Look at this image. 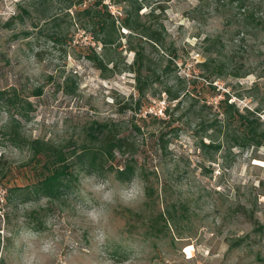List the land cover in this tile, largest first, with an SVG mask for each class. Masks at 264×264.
Masks as SVG:
<instances>
[{"label": "rangeland", "instance_id": "rangeland-1", "mask_svg": "<svg viewBox=\"0 0 264 264\" xmlns=\"http://www.w3.org/2000/svg\"><path fill=\"white\" fill-rule=\"evenodd\" d=\"M69 1L0 0V264H264V0H103L107 46L77 16L95 0ZM108 129L130 148L79 158ZM34 140L74 177L58 198L8 199L46 173Z\"/></svg>", "mask_w": 264, "mask_h": 264}, {"label": "trees", "instance_id": "trees-1", "mask_svg": "<svg viewBox=\"0 0 264 264\" xmlns=\"http://www.w3.org/2000/svg\"><path fill=\"white\" fill-rule=\"evenodd\" d=\"M84 2L85 0H70L67 6L72 7L74 5H81L84 4ZM80 15H84L86 18L87 26H91L94 29L93 36L97 41L101 42L104 46L113 44L115 42V36L119 31V28L117 26L118 18L114 15V13H112V11L108 8L107 4L103 2V0H95L91 4L86 5V7H84L83 9H77V16ZM58 17V15H55L51 20L54 21L58 19ZM244 18L247 22L250 23L252 22V20H256V18L254 17V13L249 10L247 11V13H245ZM124 26L133 28L128 21ZM151 39L157 43L159 42V38L156 37V35H152ZM136 54L139 58V50L136 51ZM95 60H97L98 68H100L103 74H105L104 71L106 67L103 60L96 57ZM137 65V67H131L136 74V87L138 93L139 95H144L148 87L147 83H145L142 79L144 71L148 68L143 65L142 58L141 63L140 61L138 62L137 59ZM199 65L204 71H208L209 69L211 70L212 68H214V66H216V60L209 55L206 56L203 61L199 62ZM233 74L235 76H240L238 75V73ZM2 93L4 94L5 92L3 91ZM3 98H5L4 95ZM176 98L178 97H172V99ZM226 104L228 108L233 107L232 103ZM256 112V110L253 111V113ZM254 123L255 125L258 124L255 120H249L248 123H246V126H248V128L250 127L246 140L250 145L259 146L262 144L263 134L260 137L254 136V132L256 131V126L254 125ZM102 133H104L103 148L97 152H94V150L88 148L84 149L81 154H78L79 158L88 156L87 158H90V163L95 164L99 159V155H101L102 157L107 156L109 159H112L114 158L115 150H122L125 152L130 148L129 146L131 144L129 143V141L125 137L119 136L117 133H114L111 129H108L107 132L102 131ZM161 140H163V137H161ZM202 145L206 146L205 143H202ZM32 148L35 155L42 154L45 157V163L43 166L46 170V173L41 179H39L38 182L30 185L33 187L32 190H30L27 186L20 185L10 187L8 199H11V196H15L16 194L18 196H23L26 198L27 195H31L32 193L38 196L44 195L51 198H58L60 194L63 193L64 189H66L70 185L71 179L74 177L73 172L70 170V166L66 162L67 155L64 151H61L55 145H50L49 143H41L39 140L33 141ZM118 172L121 177H125L130 180L134 173V163H127L125 167H122ZM3 216L7 215L3 214ZM254 231L259 230L254 228ZM4 239L8 240L9 237H4ZM2 244L3 241L0 235V250Z\"/></svg>", "mask_w": 264, "mask_h": 264}]
</instances>
